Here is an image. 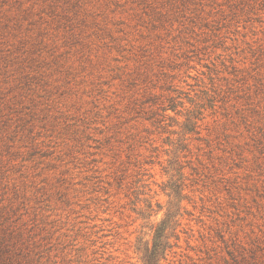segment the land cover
I'll use <instances>...</instances> for the list:
<instances>
[{"label":"rangeland","instance_id":"obj_1","mask_svg":"<svg viewBox=\"0 0 264 264\" xmlns=\"http://www.w3.org/2000/svg\"><path fill=\"white\" fill-rule=\"evenodd\" d=\"M166 213L160 264H264V0H0L14 264H142Z\"/></svg>","mask_w":264,"mask_h":264},{"label":"trees","instance_id":"obj_2","mask_svg":"<svg viewBox=\"0 0 264 264\" xmlns=\"http://www.w3.org/2000/svg\"><path fill=\"white\" fill-rule=\"evenodd\" d=\"M171 217L170 213L165 214V219L158 225L154 232L151 246L142 240L138 241L136 251L140 255L142 264H160V262L165 259L166 251L170 249V244L168 242L169 237L165 234V226ZM173 226H175V223ZM0 253L6 254L8 264H14L19 261V258L16 259L14 257L7 244L5 248L0 245Z\"/></svg>","mask_w":264,"mask_h":264}]
</instances>
